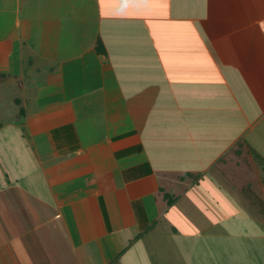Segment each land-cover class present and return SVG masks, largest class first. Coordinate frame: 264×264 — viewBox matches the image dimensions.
Masks as SVG:
<instances>
[{"label":"crops","instance_id":"crops-1","mask_svg":"<svg viewBox=\"0 0 264 264\" xmlns=\"http://www.w3.org/2000/svg\"><path fill=\"white\" fill-rule=\"evenodd\" d=\"M72 7L87 17L79 21V40H75L79 53L68 57L66 48L71 45L65 48L63 43H69L67 27L73 21L68 17H75ZM1 21L11 28L0 30V72L10 69L14 43L26 71H53L56 65L65 68L64 63L77 60L80 69L92 62L97 65L92 75L98 86L89 84L86 90H97L82 98H96L90 106H116L118 123L113 128L111 115L101 113L106 134L97 142L83 143L78 132L87 125H82L79 113L74 142L60 138L47 152L49 160L39 159L37 187L43 186L42 206L50 212L37 215L29 202L27 207L34 209L21 214L18 206L14 223L13 205L9 203L5 210L9 216L0 209V264H19L9 244L22 242L13 227L24 217L34 236L30 248L38 252L30 254L43 259L46 250L47 264H79V258L72 261L73 250H84L89 243L113 252L106 264L115 257L113 264L125 258L128 264H146L148 244L159 264H186L183 256H177L172 237L189 235L196 221L178 222L181 194L172 193L171 181L176 182L177 176L179 183H186L184 177L196 176L188 166L198 153L195 149L200 146L205 151L204 139L212 127L221 131V122L232 129L230 136L223 134L222 150L199 166L200 173L240 142L243 133L247 139L234 150L240 152L245 146L247 152L264 158V151L253 148L264 147V0H0ZM98 40L104 52L97 51ZM53 50L60 57L55 65ZM78 54L79 58L71 59ZM159 106L170 108L171 115L162 120L152 117L149 113ZM51 107L25 113L26 124L34 125L30 136L50 134L64 125L77 129L69 100ZM200 181L203 176L181 191L185 193L190 185L189 193ZM19 193L13 188V195ZM188 198L193 200V193ZM124 200L128 206H123ZM132 202L143 211L139 212L143 220L153 221L147 231H139ZM235 208L219 215L208 213L199 245L202 262L194 263V255L189 254L191 264H264V209L257 215L244 213L246 208L237 201Z\"/></svg>","mask_w":264,"mask_h":264},{"label":"rangeland","instance_id":"rangeland-1","mask_svg":"<svg viewBox=\"0 0 264 264\" xmlns=\"http://www.w3.org/2000/svg\"><path fill=\"white\" fill-rule=\"evenodd\" d=\"M75 9L77 8L72 7L70 9V12L75 17H68V21H73L69 27H67V35H70L68 36L69 43L62 42L64 44L63 47L65 48L67 45H71V48H66L68 51L65 50L68 57L79 53V42L75 41L79 40V21H82L80 20L82 16L84 19L87 17V15L84 16L83 11L80 12V10L78 11ZM1 22L0 30L2 28L5 29L6 27L8 29L11 28L7 25L6 21ZM23 26H25V22H23ZM13 50L12 56L8 57L10 69L8 71L5 70L6 73L0 72V209H2L5 216H9V213H6L5 210L7 205L11 203L13 205V222L15 223L18 206L21 210V214L25 210L28 212L29 210L34 209L27 207L29 202L32 204V207L37 208V212L35 213L37 215L39 214L41 216L43 213L48 214L50 212L48 208L42 206L46 199V192L42 191L43 186L40 185L37 187L39 183H41L39 178L41 177V170L39 169L41 165L39 164V159L41 162H47L51 157L50 155H47V152L49 153L53 146L60 143V138L61 142H63L65 136L69 139V142H74V135L77 130H79V113L82 118V125H87V128L79 130L78 139L83 143L88 141L92 142L104 137L106 134L102 123L99 121L101 113L105 112V114L111 115L112 119L109 120V123L113 126L116 122L115 113L117 112V107H111L108 105L106 107L90 106L92 100H95L96 98H89L88 100L82 98L83 94L96 93L95 91L97 90L96 88L92 91L86 90L89 84H94V87L98 86L96 85L98 82L95 81L97 77L94 79V76L92 75L93 69H95L97 65H92V62L87 68L84 66L83 68L80 67V69L79 60H77L64 63L65 68H57L56 65L54 66L53 71L48 69L44 72H38L37 70L35 71L34 68H29V70L26 71L16 57L18 53L16 43L13 44ZM54 51L55 50H53V52L51 51V53L54 54ZM77 58H79V54L71 59L73 60ZM59 59L60 57L58 58L57 54L53 55L54 65L58 63ZM64 59L65 57L62 53V60ZM1 61L2 57L0 55V63ZM52 66L53 65L50 67ZM64 100H69V102L73 104L74 113L77 116L78 122L77 129L76 125H74V128L71 124V129L68 125H64L63 127H60L63 128V131L65 132L61 136H58L61 132L60 128H58L59 133L51 131L50 134L42 132L30 136L29 129L32 130L34 125L30 124L28 126L26 124V119H24L26 116L25 113L37 110H40L41 112L43 110H51V108H53L51 107L52 105ZM118 108L122 111L124 107ZM171 113L172 111L170 108L165 109L163 106H159L158 108L153 109V113L150 112L149 114L152 117L156 115L159 117V120H162L166 118V116H170ZM213 126H215V124ZM228 126L229 125L226 123L221 122V125H218V128L221 129V131L218 129L214 130L212 127L213 131L209 133L210 136L206 137L203 141H207L204 148L205 151L203 152L200 149V146L195 149L198 153H194L195 155L188 166L191 168V172L194 175L199 174V177L203 176V181H200V184L196 187L193 186V191L191 189L190 192L187 193V190L191 188L190 185L185 193L181 191V189L184 186H187L188 182L191 183V181L196 180L197 178H195V176L192 177L193 179L184 177V180L187 179L186 183H179V177L176 176L177 181H171L172 183H170L172 188L170 190L172 193L175 192L181 194L179 197V204L176 206H180L181 208L179 211L180 221L177 219L180 225H186L185 223H187L188 220L196 221V229L191 231L189 235L181 233V235L176 234L174 238L172 237V242L175 243L176 241V246L179 250H177L178 252L176 251L177 256L180 258L183 256L186 264L187 262L188 264L192 263L190 255H194V263L202 262V246L199 245L203 244L202 241L204 237L202 234V228L207 225V223H203V220H206V216L209 212L219 215V213L224 210L225 212H229L228 210L234 211V209H236V201L246 208L242 209L244 213L250 211L254 215H257L258 211L264 209V202L260 199L262 198L264 200V170L260 165L261 163L257 161V158L252 153L247 152L245 146L240 148V152L234 150L237 148V144L244 142L245 139H247L244 133L240 142H236L230 150L219 156L221 157L219 160L211 163V165L205 170V173L204 171L200 173L198 169L199 166L206 165L210 160L212 161L213 157L222 150L223 145L226 142V137H223V134L225 136H230L229 133L232 131ZM114 127L115 126H113V128ZM122 128L123 127H119L117 129L121 131ZM112 130L114 131V129ZM251 142L252 141H250V143ZM27 143H29V145ZM37 144L40 146H37ZM251 146H253V144ZM253 148L264 151L262 145H257V147L253 146ZM36 149L40 151L37 152ZM262 155L264 157V154ZM183 173L184 172H180L178 174L183 175ZM13 188L18 189V193H20L18 195H13ZM28 191L29 193L23 195L24 192ZM192 193L194 197L193 200L188 198V195H192ZM11 197L15 198L13 202H10ZM38 198L43 199L44 201L36 202ZM240 200L242 201L241 203ZM223 203L226 204L224 205ZM125 204L128 206L129 201L124 200L123 206ZM218 204H220L219 208ZM132 209L134 210L133 219L136 221L137 225L140 226L139 231H147V229L150 228L147 226H151L150 222L153 221L150 220L149 217L147 219L144 217L143 220V217H141L142 214H139V212L143 213V211L140 210L134 202H132ZM154 219L157 220L156 217H154ZM227 221L230 223L229 220ZM13 229L15 233H19V237L22 239V242L21 240H12L9 244L14 248V256L19 264H47L44 256L46 250L43 259L38 256H31V254L35 255L38 254V252L33 251L32 248H30L32 247L30 243L31 240H34V236L32 232H29L30 229L27 219L25 217L21 218L19 220V226H16L15 224ZM162 229L164 230V228ZM162 229L159 226V230ZM156 230H158V228ZM149 242L150 238H148V243ZM23 246H28V248L21 249ZM58 246L60 247V245ZM86 246L87 247H85L84 250H79V248L73 250L71 256L72 261H77V258H79V264H106L113 256V252L110 250L104 251L99 249L98 245L95 243H89ZM199 249L201 250L200 252ZM145 252L147 255L146 264H159L158 260L156 261L152 256L149 244L148 250L145 249ZM166 252L169 256L171 255L170 248H167ZM136 254L139 255L140 251H136ZM172 254H175L176 257L175 251H173ZM204 256L206 255L204 254ZM209 256H211V254H209ZM39 261L44 262L37 263ZM120 263L128 264L129 262H127V259L125 258L122 259Z\"/></svg>","mask_w":264,"mask_h":264},{"label":"trees","instance_id":"trees-1","mask_svg":"<svg viewBox=\"0 0 264 264\" xmlns=\"http://www.w3.org/2000/svg\"><path fill=\"white\" fill-rule=\"evenodd\" d=\"M96 49H97V51H99V52H100V51H101V52H104V48H103V45H102V43H101L100 40H98L97 43H96ZM60 129H61V132H60V134H58V136L62 135L61 133H65V132L63 131V128H60ZM53 131H55V133H59V129H58V128H56V129L53 130ZM53 131H52V132H53ZM236 152H239V150L237 149ZM253 155L257 158V161L261 163V166H262V168H263V170H264V161H263V159H262L261 157L257 156L256 154H253ZM195 178H197V179H196V181H197V180L199 179V176L196 175ZM116 260H117V258L115 257V259L113 260V262H111L110 264H113Z\"/></svg>","mask_w":264,"mask_h":264}]
</instances>
